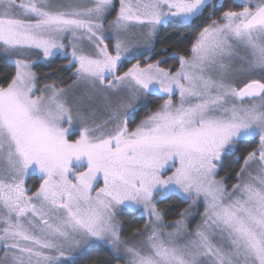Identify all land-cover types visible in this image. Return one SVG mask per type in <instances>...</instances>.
I'll return each instance as SVG.
<instances>
[{"label":"snow or ice","instance_id":"1","mask_svg":"<svg viewBox=\"0 0 264 264\" xmlns=\"http://www.w3.org/2000/svg\"><path fill=\"white\" fill-rule=\"evenodd\" d=\"M225 3L0 0V264H264V0ZM168 27L199 29L178 67L142 63ZM57 57L71 77L39 86Z\"/></svg>","mask_w":264,"mask_h":264},{"label":"trees","instance_id":"2","mask_svg":"<svg viewBox=\"0 0 264 264\" xmlns=\"http://www.w3.org/2000/svg\"><path fill=\"white\" fill-rule=\"evenodd\" d=\"M233 0H226L225 6L234 4ZM239 10V9H237ZM219 15V12H217ZM207 13H205V17ZM208 21H198L197 23H207ZM199 29L190 28H176L168 27L160 31L154 41V47L152 48V56L155 59H161L164 56H170L171 54H186V50L190 46L191 40L195 36V32ZM67 62L61 58H55L49 63H37L34 66V71L39 77V86H43L46 83L53 81L64 80L68 81L71 77V73L66 70L64 65ZM167 67H178V60H171L168 62ZM15 73V68L10 62L0 61V83L5 82L6 79H10ZM161 101L152 100L153 108ZM151 107V106H150ZM142 118V112L140 114ZM255 145H241V151L237 155H246L247 151H250ZM242 163V161H241ZM239 171V165L235 162V159L225 160L222 166L219 168V178H224L229 187L237 182L235 173ZM33 187L38 186V179L32 178L29 180ZM189 205L183 202V200L177 198L175 195L164 199L159 203L160 210L164 213L165 220L172 222L179 218V214ZM123 224L125 226L126 236L131 235L133 231L138 228H142L144 225V219L138 218L136 215H122ZM79 264H115V261L111 259L107 250L103 249H88L81 256L77 258Z\"/></svg>","mask_w":264,"mask_h":264},{"label":"rangeland","instance_id":"3","mask_svg":"<svg viewBox=\"0 0 264 264\" xmlns=\"http://www.w3.org/2000/svg\"><path fill=\"white\" fill-rule=\"evenodd\" d=\"M233 3H240L241 2V0H233L232 1ZM155 38H157V37H155ZM155 38H154V40H153V44H154V41H155ZM155 45V44H154ZM147 52H145L144 54H146ZM33 59H35V57H32ZM57 58H59V57H57ZM53 60V59H52ZM63 60V59H62ZM65 61V60H64ZM150 62V61H149ZM39 63H49V62H45V61H43V60H41ZM33 70H34V68H33ZM155 99V98H154ZM155 100H159V99H155ZM160 101V100H159ZM149 106V105H148ZM143 117V116H142ZM218 178H219V176H218ZM28 183H29V185H30V182L28 181ZM31 186V185H30ZM170 197V196H169ZM199 211L200 212H203V207L202 206H199ZM138 218H140L139 217V215L137 214L136 215ZM119 219H120V222H121V224L123 225V229H122V234L124 235V236H126V231H125V226H124V224H123V221H122V218L121 217H119ZM199 222V216H196V215H193V217H191L190 218V220H189V223H190V225L192 226V227H195V224L196 223H198ZM87 251V250H86ZM85 251V252H86ZM84 253V252H83ZM83 253H81L79 256H81ZM78 256V257H79ZM77 257V258H78ZM121 264H123V262H121Z\"/></svg>","mask_w":264,"mask_h":264},{"label":"flooded vegetation","instance_id":"4","mask_svg":"<svg viewBox=\"0 0 264 264\" xmlns=\"http://www.w3.org/2000/svg\"><path fill=\"white\" fill-rule=\"evenodd\" d=\"M174 54H176V53H174ZM174 54H171L170 56H164L163 58H161V60L162 61H164V64H163V66L164 67H167V66H165V65H168V62L169 61H171V60H177L176 59V57L174 56ZM154 57L152 56V50L150 51V52H147L146 54H144V57L141 59V62L143 63L145 60H147L148 62L150 61V62H152V59H153ZM151 106V107H150ZM153 104L152 103H150L149 104V108H153ZM143 111H142V116H143ZM38 179V178H37ZM30 185H31V183H30ZM32 186V185H31Z\"/></svg>","mask_w":264,"mask_h":264}]
</instances>
